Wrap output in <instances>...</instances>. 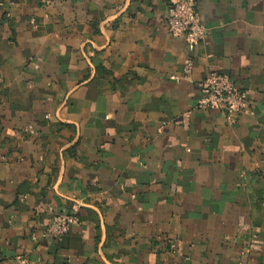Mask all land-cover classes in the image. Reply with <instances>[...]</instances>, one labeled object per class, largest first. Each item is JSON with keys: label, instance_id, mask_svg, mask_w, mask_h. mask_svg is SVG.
<instances>
[{"label": "crops", "instance_id": "0c3cea01", "mask_svg": "<svg viewBox=\"0 0 264 264\" xmlns=\"http://www.w3.org/2000/svg\"><path fill=\"white\" fill-rule=\"evenodd\" d=\"M168 7L0 0V264H264V0H197L195 47ZM189 61L250 110L197 108Z\"/></svg>", "mask_w": 264, "mask_h": 264}, {"label": "built area", "instance_id": "2783aa9c", "mask_svg": "<svg viewBox=\"0 0 264 264\" xmlns=\"http://www.w3.org/2000/svg\"><path fill=\"white\" fill-rule=\"evenodd\" d=\"M169 7L166 15L168 33L175 38H182L190 46L200 45L207 36V28L202 23L197 11V0H167ZM193 63L187 62L183 69L184 80L194 83ZM195 84V83H194ZM201 93L197 108L201 110H221L230 123L236 117L250 110L246 95L242 93L229 76L210 74L195 84ZM250 114L253 112L250 111ZM29 131H32L29 128ZM80 225L74 214H58L43 233V237H52L61 243L73 226ZM170 248H174L171 246Z\"/></svg>", "mask_w": 264, "mask_h": 264}]
</instances>
